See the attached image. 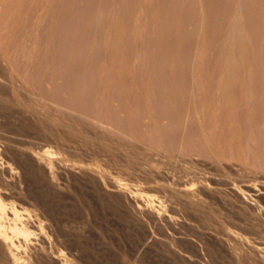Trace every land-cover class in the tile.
Wrapping results in <instances>:
<instances>
[{"label":"rangeland","instance_id":"374dc122","mask_svg":"<svg viewBox=\"0 0 264 264\" xmlns=\"http://www.w3.org/2000/svg\"><path fill=\"white\" fill-rule=\"evenodd\" d=\"M5 1L0 198L39 227L25 264H264V0Z\"/></svg>","mask_w":264,"mask_h":264},{"label":"bare ground","instance_id":"6f19581e","mask_svg":"<svg viewBox=\"0 0 264 264\" xmlns=\"http://www.w3.org/2000/svg\"><path fill=\"white\" fill-rule=\"evenodd\" d=\"M3 1H5V0H3ZM7 1V0H6ZM5 1V2H6ZM13 1V0H12ZM15 1V0H14ZM19 1V0H18ZM18 1H16V3L18 2ZM21 3L23 2V1H20ZM3 5H4V3L3 2H1ZM8 3H10V0H9V2ZM7 3V4H8ZM24 3V2H23ZM14 4V3H13ZM2 6V5H1ZM5 6V5H4ZM7 6V5H6ZM6 6H5V9H6ZM20 7V6H19ZM2 8H3V6H2ZM8 8H9V5H8ZM7 8V9H8ZM11 8H12V6H11ZM10 8V9H11ZM16 8V7H15ZM6 9V11H8ZM4 11L5 10H3V13H4ZM11 11V10H10ZM6 13V12H5ZM11 14H13V13H11ZM0 16H1V14H0ZM13 16V15H12ZM2 17V16H1ZM4 18V17H3ZM6 18H9V16L7 17L6 16ZM21 18V17H20ZM1 19V18H0ZM9 20V19H8ZM7 20V21H8ZM4 21V20H3ZM5 22H6V20H5ZM7 23V22H6ZM17 23V22H16ZM17 25V24H16ZM2 26V25H1ZM0 26V27H1ZM3 29V28H2ZM5 29V28H4ZM8 29V28H7ZM6 30V29H5ZM0 31H1V29H0ZM4 34V33H3ZM3 40V39H2ZM4 42V41H3ZM2 43V42H1ZM3 44V43H2ZM5 44V43H4ZM3 44V45H4ZM1 45V44H0ZM8 48V47H7ZM6 49V48H5ZM8 50V49H7ZM224 92V91H223ZM230 93V92H229ZM216 94H217V92H216ZM218 94H219V92H218ZM210 95H211V93H210ZM222 95V94H221ZM235 95V94H234ZM217 97H216V101L218 102L219 101V104H217L216 103V101L214 100V98L212 97V96H207L206 97V95H205V97H204V102L206 101V104H207V106H208V108H210V109H212L213 110V108H215V107H217V106H219L220 107V104H223V103H226L227 102V104H224V105H221L222 106V108L221 109H223V106H224V108L226 109V111H228L229 112V117L230 116H233V114H230V111L231 112H233L232 110V108L234 107L233 105V98L231 99V98H229L230 100L229 101H223V100H218V96L219 95H216ZM230 96V95H229ZM237 96V95H236ZM235 96V97H236ZM220 97V96H219ZM222 97V96H221ZM220 97V98H221ZM223 97H227V96H223ZM240 97V96H239ZM4 99V98H3ZM228 99V98H227ZM238 99V98H237ZM262 99V98H261ZM5 100V99H4ZM238 100H240V98L238 99ZM222 101V102H221ZM8 102V101H7ZM203 102V103H204ZM241 102V101H240ZM202 103V104H203ZM237 103H239V102H237ZM206 104L204 103L203 105V107H206ZM257 105V104H256ZM259 105V104H258ZM238 106H239V104H238ZM264 106V105H263ZM253 107V106H252ZM218 108V107H217ZM235 108H236V106H235ZM221 109H219L218 108V110H221ZM232 109V110H231ZM256 109H258V108H256ZM255 109V110H256ZM261 109V108H260ZM263 109V108H262ZM207 110V109H206ZM224 110V109H223ZM208 111V110H207ZM216 110L214 109V112H215ZM226 111L224 110V112H222V113H226ZM260 111V110H259ZM263 112V111H262ZM209 113H211V111L209 112ZM216 113V112H215ZM214 113V114H215ZM219 113V115H220V112H218ZM212 114V113H211ZM214 114H212V116H211V118H209V119H211L212 121H208L209 123L211 122H213V116L215 117V115ZM227 115V114H226ZM226 115H224V116H226ZM224 116H223V118H224ZM228 116H227V118H228ZM262 116V115H261ZM220 117V116H219ZM264 117V116H263ZM262 117V118H263ZM221 118V117H220ZM219 118V119H220ZM222 118V119H223ZM220 120V122L221 123H223L224 124V126L226 125H230L232 122V120L230 121L231 123H229V124H227L228 122H226V123H224V122H222L223 120ZM226 119V118H225ZM230 119H232V117L230 118ZM207 120H208V118H207ZM216 120H218V119H215V121H214V123H216ZM258 120V119H257ZM261 120V119H260ZM260 120H258V121H260ZM262 120H264V119H262ZM234 121V120H233ZM262 122V121H261ZM237 123V122H236ZM218 124V123H217ZM215 125V126H218V125ZM233 124V123H232ZM259 124H261L260 122H259ZM212 125H214V124H212ZM212 125H211V127H212ZM237 125V124H236ZM219 127H221V126H219ZM223 127V126H222ZM231 127V125L229 126V128ZM234 127V126H233ZM260 127V126H259ZM224 128V127H223ZM227 128V127H226ZM228 128V129H229ZM221 129V128H220ZM232 129V128H231ZM236 130V129H235ZM42 150V149H41ZM25 153V152H24ZM46 153H48V155L49 154H52L50 151H46ZM38 157V156H37ZM37 157H36V159H37ZM41 162L42 160L41 159H38V162ZM5 162V161H4ZM41 165V164H40ZM47 166V165H46ZM46 168V167H45ZM6 170V169H5ZM47 172H50L49 170H47ZM49 174V173H48ZM49 176H51V174H49ZM51 178V177H50ZM1 184V183H0ZM56 186V185H55ZM185 188V187H184ZM17 189V188H16ZM181 191H183V190H181ZM184 191L186 192V193H188L190 190L188 189V188H185L184 189ZM262 192H264V191H262ZM182 193V192H181ZM180 193V194H181ZM192 193V192H191ZM190 193V195L189 196H191L192 194ZM184 194V193H183ZM185 195V194H184ZM4 196V195H3ZM132 196V195H131ZM192 198V197H191ZM187 200V199H186ZM190 200H192V199H190ZM188 202V201H187ZM192 202H194V200H192ZM196 203H197V201H195ZM186 204H189V203H186ZM206 204V203H205ZM190 205V204H189ZM10 207V206H9ZM190 207V206H189ZM196 207V206H195ZM194 208V207H193ZM192 208V209H193ZM205 211V210H204ZM23 213H21L20 211H18L17 209H16V207H14V206H12V207H10V208H8L7 207V205L1 200V198H0V258H1V262H4V264H25V262L23 261V256H21V253H20V251H19V249H20V247L21 246H28V245H30L31 244V242H30V240H29V236H32V234H35V231L37 230V229H39V227L36 225V224H34L31 220H30V218L28 217H23ZM254 220V219H253ZM212 224V223H211ZM210 228V227H209ZM38 236V235H37ZM34 242V241H33ZM263 245V244H262ZM32 247V246H31ZM229 247H231V246H229ZM33 248V247H32ZM232 248V247H231ZM29 249V248H28ZM34 249V248H33ZM233 249V248H232ZM264 249V248H263ZM31 250V249H30ZM22 251V250H21ZM24 253V252H23ZM32 253V252H31ZM232 253V252H231ZM234 254H235V252H234ZM46 255V254H45ZM236 256H237V254H235ZM25 257V256H24ZM239 257V256H238ZM238 257H236V258H238ZM65 258V257H64ZM233 259H234V257H233ZM237 260V259H236ZM56 261H57V263L58 264H61L60 262H59V260H57L56 259ZM65 261V260H64ZM68 261V260H67Z\"/></svg>","mask_w":264,"mask_h":264}]
</instances>
